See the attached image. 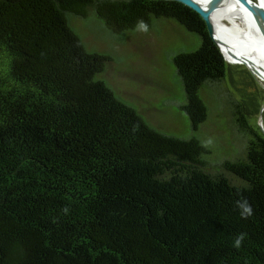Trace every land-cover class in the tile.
Returning <instances> with one entry per match:
<instances>
[{
    "label": "trees",
    "instance_id": "16d2710c",
    "mask_svg": "<svg viewBox=\"0 0 264 264\" xmlns=\"http://www.w3.org/2000/svg\"><path fill=\"white\" fill-rule=\"evenodd\" d=\"M88 20L114 37L140 20L190 32L167 52L188 135L161 131L104 78ZM203 92L226 111L218 153L197 124ZM258 92L178 1L0 0V264H264Z\"/></svg>",
    "mask_w": 264,
    "mask_h": 264
},
{
    "label": "rangeland",
    "instance_id": "374dc122",
    "mask_svg": "<svg viewBox=\"0 0 264 264\" xmlns=\"http://www.w3.org/2000/svg\"><path fill=\"white\" fill-rule=\"evenodd\" d=\"M225 21L229 23L227 19ZM238 21L244 25L242 20ZM79 29L89 51H99L107 56L103 76L119 94L134 103L161 131L181 137L189 134L184 128L183 116L176 110L178 89L167 52L171 43H179L176 39L190 42V32L170 20L159 22L147 32L134 29L116 37L94 20L81 22ZM258 81L264 87V81L260 78ZM202 95L209 109L206 117L197 124L205 141L218 153L231 140L226 111L216 109L211 93L203 92ZM251 105L252 108L263 107L264 94L258 92ZM249 120L254 124L255 115H251ZM259 123L264 128L262 116Z\"/></svg>",
    "mask_w": 264,
    "mask_h": 264
},
{
    "label": "bare ground",
    "instance_id": "6f19581e",
    "mask_svg": "<svg viewBox=\"0 0 264 264\" xmlns=\"http://www.w3.org/2000/svg\"><path fill=\"white\" fill-rule=\"evenodd\" d=\"M198 1L204 5L208 2ZM208 7L213 34L224 51L225 58L232 62L251 59V62L264 66L262 25L257 13L239 0H215L212 8ZM238 19L242 20L244 25H241Z\"/></svg>",
    "mask_w": 264,
    "mask_h": 264
},
{
    "label": "water",
    "instance_id": "95a60500",
    "mask_svg": "<svg viewBox=\"0 0 264 264\" xmlns=\"http://www.w3.org/2000/svg\"><path fill=\"white\" fill-rule=\"evenodd\" d=\"M174 1H178L190 8H192L193 10H195L196 12H198L201 17L204 19L209 33L211 35V37L213 38V40L215 41V43L218 45V47L220 48V45L218 43V41L216 40V37L213 34V29H212V21H211V17H210V9L208 6H210L212 8V4L214 3L215 0H208L207 4L204 5L202 3H200L198 0H174ZM241 2H243L245 5L249 6V8L253 11L256 12L257 15L259 16L260 20H261V25H262V52H263V56H264V4L261 2V0H239ZM221 50V48H220ZM222 52V50H221ZM223 53V52H222ZM230 63H236V64H244L245 66L248 67V69L253 72L258 78H260L261 80L264 81V66L259 65L257 62H253L254 65H252L253 63L251 62V59L248 60H242V61H229Z\"/></svg>",
    "mask_w": 264,
    "mask_h": 264
},
{
    "label": "clouds",
    "instance_id": "9594fccd",
    "mask_svg": "<svg viewBox=\"0 0 264 264\" xmlns=\"http://www.w3.org/2000/svg\"><path fill=\"white\" fill-rule=\"evenodd\" d=\"M136 27L138 31H142V32H147L149 30L148 24L143 20L138 21ZM236 207L241 210L242 218H247L248 216L252 215V207L246 198L244 200H237ZM245 236H246L245 233H240L237 235V237L234 240V246L236 248H239L242 245Z\"/></svg>",
    "mask_w": 264,
    "mask_h": 264
}]
</instances>
